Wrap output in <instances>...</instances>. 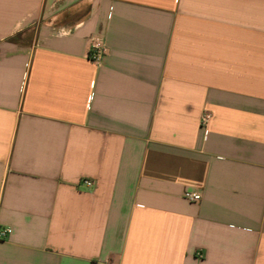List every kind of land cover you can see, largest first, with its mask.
<instances>
[{
	"label": "crops",
	"instance_id": "crops-1",
	"mask_svg": "<svg viewBox=\"0 0 264 264\" xmlns=\"http://www.w3.org/2000/svg\"><path fill=\"white\" fill-rule=\"evenodd\" d=\"M4 229L0 264H264V0H0Z\"/></svg>",
	"mask_w": 264,
	"mask_h": 264
},
{
	"label": "built area",
	"instance_id": "built-area-1",
	"mask_svg": "<svg viewBox=\"0 0 264 264\" xmlns=\"http://www.w3.org/2000/svg\"><path fill=\"white\" fill-rule=\"evenodd\" d=\"M107 50L103 46V44L100 41H96L93 45V47L90 50V60L94 62H100L104 55H106ZM212 119V114L210 112H205L202 114L201 117V127L207 128L210 121ZM82 185H85L87 187H91L93 185V181L89 179H83L81 181ZM185 198L191 202H199L201 199V195L195 192H186ZM10 229H4L0 231V238H4L10 233Z\"/></svg>",
	"mask_w": 264,
	"mask_h": 264
}]
</instances>
